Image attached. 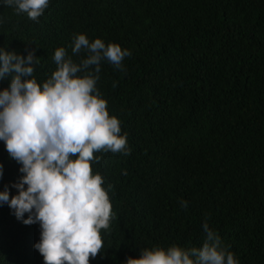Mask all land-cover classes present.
I'll use <instances>...</instances> for the list:
<instances>
[{"label": "trees", "instance_id": "trees-1", "mask_svg": "<svg viewBox=\"0 0 264 264\" xmlns=\"http://www.w3.org/2000/svg\"><path fill=\"white\" fill-rule=\"evenodd\" d=\"M79 33L131 52L123 71L102 61L96 85L131 151L91 164L114 216L90 264L201 247L205 222L238 264H264V0H49L38 21L0 0V48L34 50L41 84L58 47L86 57L72 52ZM0 165V191L17 194L21 165L2 140ZM40 233L0 204V264H44Z\"/></svg>", "mask_w": 264, "mask_h": 264}, {"label": "clouds", "instance_id": "clouds-1", "mask_svg": "<svg viewBox=\"0 0 264 264\" xmlns=\"http://www.w3.org/2000/svg\"><path fill=\"white\" fill-rule=\"evenodd\" d=\"M3 3L32 21L49 6V0ZM82 50L87 55L77 63L58 47L57 66L41 84L34 77V50L24 56L0 48V79L11 81L9 88L0 90V140L23 173L12 185L17 194L10 196L7 187L0 191V204H8L26 225L39 223L40 240L34 247L44 264H90L101 253V232L110 228L114 213L104 178L93 174L91 164L99 161V152L131 151L120 120L109 114L96 87L101 62L123 71L122 62L131 52L116 42L106 44L99 37L90 41L79 33L73 37L72 52L79 55ZM180 204L187 208L186 201ZM202 227L201 247L145 248L125 264H238L208 223Z\"/></svg>", "mask_w": 264, "mask_h": 264}]
</instances>
